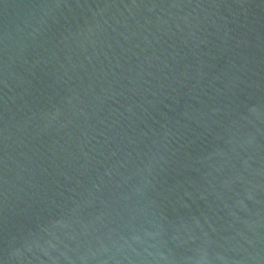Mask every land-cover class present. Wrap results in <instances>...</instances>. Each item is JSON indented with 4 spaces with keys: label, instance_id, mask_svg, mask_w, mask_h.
Here are the masks:
<instances>
[{
    "label": "water",
    "instance_id": "water-1",
    "mask_svg": "<svg viewBox=\"0 0 264 264\" xmlns=\"http://www.w3.org/2000/svg\"><path fill=\"white\" fill-rule=\"evenodd\" d=\"M0 264H264V0H0Z\"/></svg>",
    "mask_w": 264,
    "mask_h": 264
}]
</instances>
